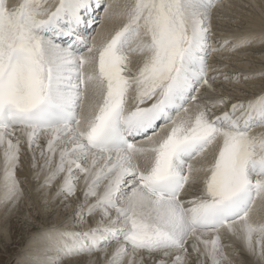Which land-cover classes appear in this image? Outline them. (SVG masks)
Wrapping results in <instances>:
<instances>
[{
    "label": "snow or ice",
    "instance_id": "1",
    "mask_svg": "<svg viewBox=\"0 0 264 264\" xmlns=\"http://www.w3.org/2000/svg\"><path fill=\"white\" fill-rule=\"evenodd\" d=\"M222 7L0 0L2 202L23 195L26 147L33 168L37 150L43 160L41 186L59 181L54 194L79 201L81 224L99 216L86 231L63 230L46 264H231L233 241L264 264V221L252 215L264 202V133H253L264 127V92L228 108L230 98L209 95L211 54L264 44V34L214 46ZM100 8L102 21L123 20L110 35L85 32Z\"/></svg>",
    "mask_w": 264,
    "mask_h": 264
},
{
    "label": "bare ground",
    "instance_id": "2",
    "mask_svg": "<svg viewBox=\"0 0 264 264\" xmlns=\"http://www.w3.org/2000/svg\"><path fill=\"white\" fill-rule=\"evenodd\" d=\"M9 2L13 3L14 0H9ZM111 2L119 4L122 0H111ZM48 3L51 4L52 1L48 0ZM221 4L224 7L216 10L212 21L213 39L215 41L232 38L235 42L236 38L244 35L255 34L259 36L264 34V0H225ZM100 11L103 12V9L101 8ZM96 21L98 22L96 31L105 36L112 34L123 23V20L102 21L98 19ZM91 31L93 32V28ZM258 44V46H247L235 52L222 51L211 54L210 65L219 69V71L217 72L218 79L213 84L214 91H211L209 95L214 99L219 97L230 98L228 103L223 105L224 108L238 101H247L264 91V77L259 75L260 72L264 71V44ZM132 59L138 61L140 58L133 56ZM245 75L255 76L242 82V80H245L243 79ZM225 76L228 77L227 80ZM253 133H264V128L253 130ZM36 158L37 166L33 168L32 153L27 151L26 147L21 153L16 177L18 181L21 178L23 179L19 181L23 195L14 206L2 202L3 190L0 188V226L7 229L6 224L9 221L11 226L14 223L19 229L28 228V232L26 231L24 236V238L28 236L27 239L18 242V246H25L27 245L25 242L29 241V248L24 251L21 250L24 260L19 261L21 263L26 262L29 256H33V259L29 260L33 264H46L47 260L54 256L51 246L63 230L72 228L73 230L86 231L89 227L95 226V221L99 216L89 218L86 222L87 225L81 224L76 215V205L79 201L75 198L65 200L63 197H57L54 193L59 181L53 184L51 190L42 187L44 173L40 174L39 180L35 178V173L39 172L40 165L43 163L39 150L36 152ZM57 160L58 155L54 157V163ZM0 162H2V153H0ZM0 176H2V167H0ZM24 200H27V203ZM22 205L26 208H23ZM44 208L48 209L43 211ZM12 215L18 217V219L13 221ZM24 215H29L28 218H32L33 224L37 222L38 225H42L31 227L32 223L28 222ZM252 215L253 219L264 221V202L257 201ZM35 218H38V220ZM5 220L6 223H4ZM12 237L13 235L7 237L0 235L1 241H5L7 244ZM210 237L211 234H209ZM222 243L228 244L229 241L224 238ZM232 246L235 252L228 247L224 249L225 255L231 260V264H254L253 258L244 251L239 242L233 241ZM31 252L35 253L31 254ZM8 256H11V254ZM63 264H73V261L67 259ZM224 264H228V261L226 260Z\"/></svg>",
    "mask_w": 264,
    "mask_h": 264
},
{
    "label": "rangeland",
    "instance_id": "3",
    "mask_svg": "<svg viewBox=\"0 0 264 264\" xmlns=\"http://www.w3.org/2000/svg\"><path fill=\"white\" fill-rule=\"evenodd\" d=\"M258 45H259L258 43H253V44H251L249 46L254 47V46H258ZM223 58H226V57H223ZM253 76H255V75H252V77ZM244 81H246V80H242V82H244ZM235 84H238V83H235ZM22 180H23L22 178L19 179V181H22ZM24 201H25V203H27V200H24ZM22 207L26 208V206H23V205H22ZM47 209L44 208L43 211H46ZM20 211H22V210H20ZM0 216H1V213H0ZM28 216L29 215H24V218H26V220H28V222L32 223L31 227L32 226H35V227L38 226L39 227L40 225H42V224L38 225L37 222H35L33 224L32 218H28ZM12 217H13V221L18 219V217H15L13 215H12ZM35 219L38 220V218H35ZM6 222L7 221L5 220L4 223H6ZM83 224L87 225V223H83ZM6 226H7V229L6 228H2V226H0V235L1 236L5 235L6 237L9 236V235H13V237L8 241V244L5 241H1V238H0V264H15L17 261H18L17 264H20L21 263L20 261L24 260V258L22 256L23 253H21V252L26 250L27 248H29L30 242L27 241V242H25L27 245L20 246V247L18 246V242L23 241V239H27L28 236H26L25 238H24V236L26 234V231L28 232V228H25L24 230L23 229H19V227H16L14 223L11 226L9 224V221L7 222ZM11 240H12V242H11ZM7 248H8V250H7ZM32 253H35V252H31V254ZM9 254H11V256H8ZM16 255H18V256H16ZM32 259H33V256H29L26 259V262L24 261L21 264H33L31 261H29V260H32ZM63 263H65V260L61 262V264H63Z\"/></svg>",
    "mask_w": 264,
    "mask_h": 264
}]
</instances>
